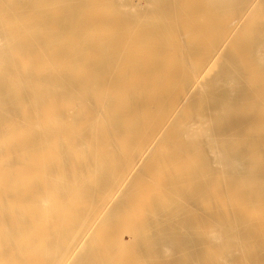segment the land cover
I'll return each mask as SVG.
<instances>
[{
	"label": "bare ground",
	"instance_id": "bare-ground-1",
	"mask_svg": "<svg viewBox=\"0 0 264 264\" xmlns=\"http://www.w3.org/2000/svg\"><path fill=\"white\" fill-rule=\"evenodd\" d=\"M0 264H264V0H0Z\"/></svg>",
	"mask_w": 264,
	"mask_h": 264
}]
</instances>
